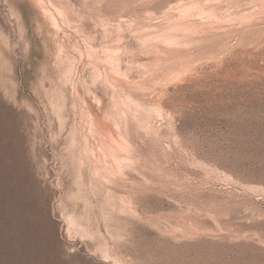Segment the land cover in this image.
<instances>
[{
  "label": "rangeland",
  "instance_id": "rangeland-1",
  "mask_svg": "<svg viewBox=\"0 0 264 264\" xmlns=\"http://www.w3.org/2000/svg\"><path fill=\"white\" fill-rule=\"evenodd\" d=\"M0 264H264V0H0Z\"/></svg>",
  "mask_w": 264,
  "mask_h": 264
}]
</instances>
